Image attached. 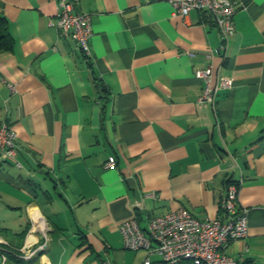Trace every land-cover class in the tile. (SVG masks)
I'll list each match as a JSON object with an SVG mask.
<instances>
[{"label": "crops", "instance_id": "1", "mask_svg": "<svg viewBox=\"0 0 264 264\" xmlns=\"http://www.w3.org/2000/svg\"><path fill=\"white\" fill-rule=\"evenodd\" d=\"M69 1L91 16L89 57L49 26L60 0H0L14 39L0 53V125L17 132L15 160H0V264H144L146 252L123 247L124 222L145 228L181 208L218 219L231 184L249 235L227 254L264 264V0H229L236 33L224 51L199 11ZM209 67L214 87L227 77L233 88L200 104L196 70Z\"/></svg>", "mask_w": 264, "mask_h": 264}, {"label": "built area", "instance_id": "2", "mask_svg": "<svg viewBox=\"0 0 264 264\" xmlns=\"http://www.w3.org/2000/svg\"><path fill=\"white\" fill-rule=\"evenodd\" d=\"M174 8V16L188 17L191 12L199 11L212 19L218 28L222 46L227 48L235 35L234 16L237 8L229 0H163ZM62 36L70 37L77 48L87 57L90 56V40L93 36L91 16L76 11V5L69 0H60L56 18L49 21ZM196 78L203 82L204 89L199 98L200 104H215L219 90H231L233 80L221 77L219 85L213 86L212 67L196 70ZM14 91L13 86H9ZM17 132L7 122L0 125V160L14 161L17 154ZM117 161L110 158L106 168H115ZM240 191L231 184L222 198L220 211L222 217L201 220L181 208L162 215L154 216L143 228L138 217L120 226L123 247L130 252L144 251L147 258L144 264H152L151 256H158L166 264H240L227 254L229 246L249 235V210L240 204ZM7 242L0 237V246ZM1 249V248H0ZM107 264V263H104Z\"/></svg>", "mask_w": 264, "mask_h": 264}, {"label": "trees", "instance_id": "3", "mask_svg": "<svg viewBox=\"0 0 264 264\" xmlns=\"http://www.w3.org/2000/svg\"><path fill=\"white\" fill-rule=\"evenodd\" d=\"M13 47H14V39L10 32L9 22L6 19V17L2 13H0V53L10 52L13 49ZM162 263L166 264L164 262ZM24 264H31V262ZM180 264H193V262L188 261V262H182Z\"/></svg>", "mask_w": 264, "mask_h": 264}, {"label": "bare ground", "instance_id": "4", "mask_svg": "<svg viewBox=\"0 0 264 264\" xmlns=\"http://www.w3.org/2000/svg\"><path fill=\"white\" fill-rule=\"evenodd\" d=\"M32 216H33V220H34V222H35V224L37 225V226H39L38 228H39V230H38V232L40 233V232H42V234L43 233H45L46 234V231H47V226H46V223H45V221H44V219L42 218V216H40L39 215V213L37 212V211H32ZM34 237V236H33ZM38 237V236H37ZM45 237V236H44ZM33 239V238H32ZM33 241V240H32Z\"/></svg>", "mask_w": 264, "mask_h": 264}, {"label": "rangeland", "instance_id": "5", "mask_svg": "<svg viewBox=\"0 0 264 264\" xmlns=\"http://www.w3.org/2000/svg\"><path fill=\"white\" fill-rule=\"evenodd\" d=\"M38 230H39V228L36 227L35 230H34V232H37ZM6 247H7V246H6ZM6 247H5V245L0 246V248H1L0 251L7 250ZM17 256L21 257L19 253L17 254ZM47 257H48V256H44V257H43V261H44L45 259H47ZM48 258H49V257H48ZM50 259H51V258L47 259L46 262L50 261ZM46 262H45V263H46Z\"/></svg>", "mask_w": 264, "mask_h": 264}]
</instances>
